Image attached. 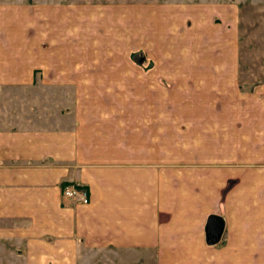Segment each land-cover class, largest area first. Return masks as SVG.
<instances>
[{
	"label": "crops",
	"instance_id": "crops-1",
	"mask_svg": "<svg viewBox=\"0 0 264 264\" xmlns=\"http://www.w3.org/2000/svg\"><path fill=\"white\" fill-rule=\"evenodd\" d=\"M202 9L209 20L230 8ZM65 10L52 0H0V246H11L3 251L22 264H78L95 248L137 259L178 254L206 244L210 215L222 217L225 243L264 244V79L238 87L226 26L227 56L194 65L210 71L197 80L218 96L188 121L191 153L218 151L180 157L179 120L163 94L84 92L108 78H84L61 56L76 37L58 25ZM243 143L244 157L228 150ZM246 164L254 169L243 176ZM71 186L88 190L89 202L65 196Z\"/></svg>",
	"mask_w": 264,
	"mask_h": 264
},
{
	"label": "rangeland",
	"instance_id": "rangeland-1",
	"mask_svg": "<svg viewBox=\"0 0 264 264\" xmlns=\"http://www.w3.org/2000/svg\"><path fill=\"white\" fill-rule=\"evenodd\" d=\"M52 2L66 7L64 21L58 25L67 30V38L76 34L72 43L66 46V53H61L63 59L82 66L84 78H108L105 85L97 84L98 81L94 85H82L84 92L97 87L105 88L106 92H133L137 95L142 87L146 88L145 93L163 94L165 103L168 101L179 120L180 157L190 154L204 157L216 155L212 153L218 151L202 147L192 154L187 143L189 119H193L197 112L201 115L204 103L208 104L214 99L212 97L218 96L217 92L210 91L215 86L197 80L204 74L211 76L210 71L206 72L203 67L197 69L194 65L227 56L223 52L225 28H220V24L225 25L227 34H230L226 38L236 42V77L241 91L253 90L254 77L264 79V0ZM214 5L229 6L230 9L222 10L223 16L215 14L208 20L202 7L212 8ZM123 77L127 78L126 81ZM142 77L152 79L145 82L139 79ZM155 77L160 84H154ZM243 146L242 149L228 150L240 152L238 155L244 157L245 152L250 154V148L248 143ZM239 167L243 176L250 175L249 170L254 169V164ZM251 201L248 203L254 207L253 198ZM3 247L11 249V246H0V264H22L13 260L9 252H4ZM179 249L178 254L149 252L145 258L137 259L114 248H95L92 253L81 257L78 264H264V244H227L220 239L211 245L202 243L179 246Z\"/></svg>",
	"mask_w": 264,
	"mask_h": 264
},
{
	"label": "water",
	"instance_id": "water-1",
	"mask_svg": "<svg viewBox=\"0 0 264 264\" xmlns=\"http://www.w3.org/2000/svg\"><path fill=\"white\" fill-rule=\"evenodd\" d=\"M224 229V221L219 215H210L205 225V240L211 245L217 243Z\"/></svg>",
	"mask_w": 264,
	"mask_h": 264
},
{
	"label": "built area",
	"instance_id": "built-area-1",
	"mask_svg": "<svg viewBox=\"0 0 264 264\" xmlns=\"http://www.w3.org/2000/svg\"><path fill=\"white\" fill-rule=\"evenodd\" d=\"M63 194L67 197H77L78 201L81 203L89 202V194L88 190L81 187H67L63 190Z\"/></svg>",
	"mask_w": 264,
	"mask_h": 264
}]
</instances>
